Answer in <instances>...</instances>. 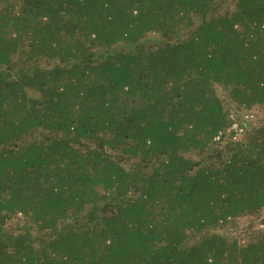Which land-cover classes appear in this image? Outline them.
I'll list each match as a JSON object with an SVG mask.
<instances>
[{"label": "trees", "instance_id": "obj_1", "mask_svg": "<svg viewBox=\"0 0 264 264\" xmlns=\"http://www.w3.org/2000/svg\"><path fill=\"white\" fill-rule=\"evenodd\" d=\"M221 1L0 0V264H264L216 231L264 211V0Z\"/></svg>", "mask_w": 264, "mask_h": 264}, {"label": "rangeland", "instance_id": "obj_2", "mask_svg": "<svg viewBox=\"0 0 264 264\" xmlns=\"http://www.w3.org/2000/svg\"><path fill=\"white\" fill-rule=\"evenodd\" d=\"M235 0H222L219 6V13H223L226 11L234 10ZM229 105H234V102H230ZM250 112L253 114V117L250 119H246L250 125H264V114L261 110L257 108H252ZM238 114H240V118L244 119V111L243 108H239ZM192 158H197L198 155L195 153L188 154ZM260 231L264 232V211L245 215L241 218H238L234 222H229L225 225L224 230L217 229V232L223 233L224 236L228 237V239H232L235 236L244 237L245 232L249 231Z\"/></svg>", "mask_w": 264, "mask_h": 264}, {"label": "built area", "instance_id": "obj_3", "mask_svg": "<svg viewBox=\"0 0 264 264\" xmlns=\"http://www.w3.org/2000/svg\"><path fill=\"white\" fill-rule=\"evenodd\" d=\"M251 117H253V114L249 111H244V119L242 120H237L236 118L233 120L231 127L234 129V131L236 132L235 135L233 136V138H236V135L238 132H243L245 129V125L248 123V121L246 119H250ZM218 138V136H217Z\"/></svg>", "mask_w": 264, "mask_h": 264}]
</instances>
